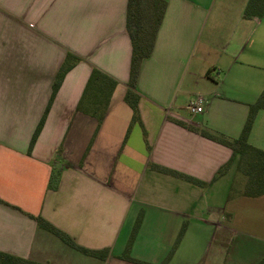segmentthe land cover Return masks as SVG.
Here are the masks:
<instances>
[{"label": "crops", "instance_id": "crops-1", "mask_svg": "<svg viewBox=\"0 0 264 264\" xmlns=\"http://www.w3.org/2000/svg\"><path fill=\"white\" fill-rule=\"evenodd\" d=\"M165 1L136 81L140 122L128 131L127 0H0V251L41 264H223V243L239 237L258 245L247 264H264V194L233 191L238 156L199 132L240 135L264 89V18L243 15L248 0ZM67 53L78 60L53 93ZM94 68L117 82L100 121L82 97ZM196 96L202 111L192 113ZM247 140L264 150V109ZM31 216L109 255L84 254ZM201 230L217 242L210 257L196 246Z\"/></svg>", "mask_w": 264, "mask_h": 264}, {"label": "trees", "instance_id": "trees-1", "mask_svg": "<svg viewBox=\"0 0 264 264\" xmlns=\"http://www.w3.org/2000/svg\"><path fill=\"white\" fill-rule=\"evenodd\" d=\"M165 8V0H127L126 30L131 40V59L129 79L127 81L126 92L124 94V101L132 111L128 131L134 123L140 122L137 106L139 94L136 91V81L139 73V67L141 60L151 54L155 36L163 18ZM243 15L245 17L256 16L264 18V0H248L244 7ZM77 60L78 58L75 55L67 53L64 62L57 71L52 86L53 93L59 87V84L65 73L75 64ZM116 83L117 82L114 78L110 77L97 68H94L88 77L82 97L84 98V96H88L89 111H87L95 116L98 121H100L102 118V115L108 105L110 94L112 93ZM78 105L79 108L82 106V98ZM260 109H264V89L260 93L257 100L249 105L247 118L241 133L237 138H230L223 134L209 132L207 130H199L201 135L228 146L232 150L233 155L238 156L236 172L242 173L246 177L242 194L251 197L264 194V150L251 145L247 140L255 115ZM41 124L42 120L35 129L30 144L33 143L41 127ZM227 166L228 162L223 164L217 170L215 176L223 173ZM154 168L160 172L180 177L195 184H199L201 186L205 185V183L196 178L165 168L163 166H154ZM57 184L58 174L57 172H53L49 178V188L55 189ZM31 217L34 218L39 227L51 232L64 243L84 254L100 259H105L109 255V247H103L101 249H90L83 247L77 244L70 235L57 228L43 217ZM141 217L142 215L139 213L131 229L127 244L123 252L120 254V257L126 260H135L130 255V248L139 229ZM182 233L183 230L179 232V236ZM0 264L41 263L23 259L21 257L0 251Z\"/></svg>", "mask_w": 264, "mask_h": 264}, {"label": "rangeland", "instance_id": "rangeland-1", "mask_svg": "<svg viewBox=\"0 0 264 264\" xmlns=\"http://www.w3.org/2000/svg\"><path fill=\"white\" fill-rule=\"evenodd\" d=\"M196 89H201L200 86L194 87ZM193 88V89H194ZM195 89V90H196ZM246 181V177L242 173L236 172V178L233 185V191L239 190L244 188ZM205 201H207V198L205 196ZM209 217L214 218L217 217L216 214L209 215ZM242 238L239 237H229L225 240L223 243V253L222 256L226 257L225 261H223V264H247V260H252L255 255L253 254L255 247L258 248V245L250 247V244L247 246H243L242 244ZM211 244V245H210ZM213 245H217V242H205V231L201 230L200 240L196 246L198 247V251L200 254L207 255V257H210L213 251ZM76 252V251H75ZM250 264V263H249Z\"/></svg>", "mask_w": 264, "mask_h": 264}, {"label": "built area", "instance_id": "built-area-1", "mask_svg": "<svg viewBox=\"0 0 264 264\" xmlns=\"http://www.w3.org/2000/svg\"><path fill=\"white\" fill-rule=\"evenodd\" d=\"M203 97L196 96L186 104V108L192 113H199L202 111Z\"/></svg>", "mask_w": 264, "mask_h": 264}]
</instances>
